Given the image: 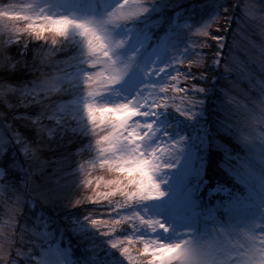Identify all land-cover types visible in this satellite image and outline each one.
<instances>
[{"label":"snow or ice","instance_id":"6c2138e0","mask_svg":"<svg viewBox=\"0 0 264 264\" xmlns=\"http://www.w3.org/2000/svg\"><path fill=\"white\" fill-rule=\"evenodd\" d=\"M206 2L93 0L81 15L49 13L39 0H0V34L15 49L0 57V104L9 110L0 113V264H107L78 215L63 224L47 215L59 205L77 208L127 264H264V200L256 218L173 243L156 235L170 226L140 210L165 196L158 177L182 151L170 137L151 144L162 113L195 118L215 88L244 116L234 125L240 140L255 141L259 125L264 142V0H212L218 11L201 22ZM244 25L261 40L243 33ZM51 56L59 59L49 63ZM20 69L33 78L15 79ZM45 69L46 85L37 79ZM134 72L140 78L125 95L120 85ZM50 91L63 95L50 102ZM84 132L91 151L79 143L58 160L42 158L56 133L78 140ZM60 172L79 181L71 194V181L51 184ZM85 188L91 195L81 194ZM216 191L227 195L223 186Z\"/></svg>","mask_w":264,"mask_h":264},{"label":"rangeland","instance_id":"374dc122","mask_svg":"<svg viewBox=\"0 0 264 264\" xmlns=\"http://www.w3.org/2000/svg\"><path fill=\"white\" fill-rule=\"evenodd\" d=\"M92 2L93 0H68V3L74 6L68 7L65 0H39L40 6L49 13L67 14L76 11L81 15L89 14L92 11L90 7ZM104 2L111 4L113 0H104ZM195 2L204 3L205 0H195ZM216 11L218 9L212 0H207L197 19L202 22L209 19ZM242 32L250 35L253 41L261 40L259 34L251 33L246 25L242 27ZM237 39L242 46L248 44L244 35ZM35 43L32 41V44ZM228 43H231V39ZM8 54L15 55V49L9 48ZM21 71L24 69L17 71L14 76ZM25 72L28 73L27 70ZM139 78V73H132L120 85V91L125 95L131 94L133 82ZM120 98L122 97H105L109 102H115ZM7 111L9 110L6 106L0 104V113ZM209 115H211L210 119ZM243 119V114L232 112L230 106L223 102V98L215 88L206 98L203 107L196 110L195 118L182 116L175 111L162 113L159 118H156L158 133L151 144L168 141L170 137L169 142L180 140L182 148V151L177 154L178 158L171 160L174 166L158 177L162 181V190L166 193L165 196L146 202L140 209L147 208L148 215L160 218L170 226L169 232L161 231L156 234L162 241L178 242L186 238L188 233L202 236L211 232L213 227L227 226L229 222L238 220L246 222L260 215L261 210L258 205L261 200H264V183L261 182L264 178V142L259 139V125H257L255 141L245 144L240 140L234 125L236 121ZM17 127L21 131L24 130L22 123H17ZM225 128L228 131H224ZM165 133L168 135L166 136ZM224 138L235 142L237 148L233 149L226 145ZM70 139L72 138L64 137L62 140L61 135L56 133L53 139L48 142L49 150L43 154L58 150L65 145L71 147L67 152H54L58 155L51 156V159L58 160L68 152H77L79 143L91 151L88 145L92 137L86 132L82 133L78 140L72 139L71 143H69ZM51 171L52 167L50 166L49 172ZM211 180L214 184L209 186L207 182H211ZM70 181L71 183L66 185V182ZM50 182L53 186H56L57 182L59 185H66L65 192L67 194H71L79 183L78 180L75 181V177L65 175L64 172L53 175ZM218 186H223L227 195L224 192L218 193L216 191ZM81 194L91 195V192L85 188ZM214 197L217 198L214 199ZM219 197H223V199ZM233 201H241L242 206L239 209L233 208ZM46 213L55 217L62 224L66 215L73 213L78 215L86 232L103 252L107 264H127V260L121 252L111 247L109 238L100 234L84 221L83 215L78 212L77 208H64L59 205L54 209H46ZM142 234L146 237L153 235L148 231H143Z\"/></svg>","mask_w":264,"mask_h":264},{"label":"clouds","instance_id":"9594fccd","mask_svg":"<svg viewBox=\"0 0 264 264\" xmlns=\"http://www.w3.org/2000/svg\"><path fill=\"white\" fill-rule=\"evenodd\" d=\"M6 36L4 34H0V57H3L6 53H8V49L10 48V45L6 43ZM57 59V56H51L49 57V63L54 62ZM37 79H39L41 82H43L45 85L50 80V73L48 69H45L42 73L38 74ZM0 95H3L2 90H0ZM63 95L62 91H50L48 93L49 101H54L56 98L61 97ZM51 106V103H47L44 105L45 108H48Z\"/></svg>","mask_w":264,"mask_h":264},{"label":"trees","instance_id":"16d2710c","mask_svg":"<svg viewBox=\"0 0 264 264\" xmlns=\"http://www.w3.org/2000/svg\"><path fill=\"white\" fill-rule=\"evenodd\" d=\"M200 2H201V1H200ZM229 32H231V29H229ZM25 71H26V70L19 72L18 75H15V76H14V78H15V79H31V78H33L31 72L28 71V73H27V72H25ZM210 118H211V115H209V119H210ZM224 139H225V138H224ZM224 143H225L226 145H228L230 148H233V149H234V148H235V149L237 148L235 142H232V141L229 140V139H225V140H224ZM73 147H74V146H73ZM73 147H72V148H73ZM68 149L70 150L71 147L66 146V145H65V146H62L61 148H58V150L55 149V150L49 151V152L46 153V154H43V155H42V158H43V159H51L52 157H54V155H55V156L58 155V154H56V153L67 152ZM73 150H75V148H73ZM73 150H72V151H73ZM57 151H60V152H57ZM54 152H56V153H54ZM51 156H52V157H51ZM207 183H209V186H211V185L214 184L212 180H211V182H207ZM74 210H75V209H74ZM72 211H73V210H72ZM67 239L71 240L72 243H73V245H76V244L78 243V241L76 240V238H74V236H72L70 233L68 234ZM77 252H79V249H77Z\"/></svg>","mask_w":264,"mask_h":264}]
</instances>
